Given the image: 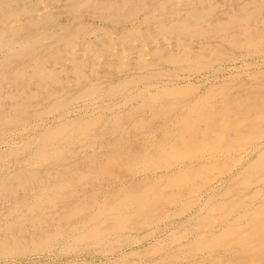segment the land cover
<instances>
[{
  "label": "rangeland",
  "instance_id": "rangeland-1",
  "mask_svg": "<svg viewBox=\"0 0 264 264\" xmlns=\"http://www.w3.org/2000/svg\"><path fill=\"white\" fill-rule=\"evenodd\" d=\"M263 27L264 0H0V121H12L0 122V245H19L0 251V264H264V244L238 245L240 231L264 232V172L226 173L229 156L204 147L236 134V156L264 142L242 140L241 116L222 123L216 111L233 98L252 99L249 113L263 109ZM93 121L71 140L55 133ZM184 121L193 123L186 141ZM44 128L56 138L35 155ZM151 157L163 166L146 167ZM34 177L48 184L41 206ZM123 195L169 201L145 214L127 203L131 217L113 230L106 204ZM95 226L101 239L89 237Z\"/></svg>",
  "mask_w": 264,
  "mask_h": 264
},
{
  "label": "bare ground",
  "instance_id": "bare-ground-1",
  "mask_svg": "<svg viewBox=\"0 0 264 264\" xmlns=\"http://www.w3.org/2000/svg\"><path fill=\"white\" fill-rule=\"evenodd\" d=\"M15 2V1H14ZM201 13V12H200ZM203 13V12H202ZM201 13V14H202ZM205 13V12H204ZM191 14V13H190ZM195 16V15H194ZM263 22V21H262ZM195 24V23H194ZM190 25V24H189ZM194 26V25H193ZM190 27V26H189ZM191 28V27H190ZM264 28V27H263ZM183 29H186V28H183ZM189 29V28H188ZM260 29V28H259ZM176 30V29H175ZM258 30V29H256ZM190 31V30H189ZM179 32V31H178ZM261 31H259L260 33ZM187 33V31H186ZM262 33V32H261ZM192 34V33H191ZM190 34V35H191ZM258 36V32L257 34L255 33V35L252 37L251 36V39L253 38V41L255 40V38ZM11 41V40H10ZM34 43V42H33ZM0 47H4V42L2 41V39H0ZM188 61V60H187ZM35 76V75H34ZM151 82V81H150ZM181 87V86H180ZM186 88V87H185ZM264 88V86H263ZM170 89V88H169ZM180 89V88H179ZM183 91H186L183 90ZM188 91V90H187ZM260 93V92H259ZM120 95V94H119ZM122 95V94H121ZM31 96L33 95H28V97L26 98H30ZM259 98L261 99V105L263 107V109H261V112L259 113H249V107L252 108V106H254L255 102L251 99L249 101H239L238 98H233L234 100H229L228 102H225L222 104L221 107L219 108H216V111L219 113V115H221V117L223 118L221 120V122L223 123V121L225 120V117L227 116V114H233V115H236V116H241L240 119H238L236 125H241L242 127H246L248 128V132L246 134L245 137H242L241 139L242 140H247V141H250V140H253L255 138H262L264 136V129H262L259 125V122L263 121L264 120V91H262V93L258 94ZM157 97V96H156ZM147 98V97H146ZM124 99V98H123ZM25 101V99L19 104H15L14 106L18 107L20 106L21 108L23 107V102ZM119 102V101H118ZM59 104V103H58ZM109 104V103H108ZM12 105H10L9 107L13 109ZM66 106V105H65ZM27 107V106H26ZM36 107V106H35ZM208 107H210L208 110H210V113L213 112L214 108H213V105L212 103L210 102L208 104ZM222 108H225V109H222ZM43 109V108H42ZM16 110V109H15ZM48 110L49 112H53L54 110H56V107L51 103L48 105ZM224 112V113H223ZM7 114V113H6ZM63 116V114H62ZM204 116H207V115H204ZM2 117H6V115H1L0 114V118ZM11 117V116H10ZM13 118V117H11ZM58 118V117H57ZM56 118V119H57ZM208 118V116L206 117V119ZM16 119H19L18 117H16ZM87 119V118H86ZM184 120V119H183ZM187 120V119H186ZM88 121V120H87ZM189 121V120H188ZM213 121V119H212ZM1 122V121H0ZM10 122L12 123L11 120L7 119L5 120L4 118V121L1 122L2 125L8 127L10 124ZM81 122V121H80ZM90 124L89 125H85V126H81L79 128H75V129H71V130H68L67 128L63 129V128H60L58 129L57 127V130H55L56 134H57V137L60 138V140H64L63 138H65V141L66 140H71L73 139L74 136V133L75 131H77V129L79 130V132L82 134L84 131L87 130L88 127H90V125H92L94 123L93 122H89ZM95 124V123H94ZM184 126H182V135H178L179 136V139H183L184 141H186V137H185V133L187 130H190V127L191 125H193V123L190 124V126H187L188 122L186 123L184 121ZM1 125V126H2ZM54 126V125H53ZM55 127V126H54ZM54 128V129H56ZM71 128V127H70ZM42 131V130H41ZM55 133L52 134L51 130H48L46 128H44V131H42L41 133H39L40 135H38L39 137L36 138V144L39 143V145L37 146L36 150H35V155H43L42 153L44 154H47L48 153V150L44 151L45 150V147H47V145L51 144V140H54V138H56L55 136ZM217 133V132H216ZM218 135V134H217ZM82 136V135H81ZM236 136V134H235ZM232 137V136H226L225 139L223 140V136L221 135H218V136H213V139L209 140L208 142H206V144L204 145V147L206 148L207 147V154H205L206 156H211V157H218V156H229V160H230V163L227 164V162H224L223 164L226 165L225 166V171H227L226 173H228L230 170H232L233 168L234 169H237L238 171H240V173H245V171H249V170H253V169H257V170H260L262 172H264V142H258L254 145H252V147L246 145L243 147V149L241 150L242 152L238 153L236 156L234 155V151L231 153V151L228 149V148H232V146H230V143H232L233 141H236L238 139H240V137ZM228 137V138H227ZM81 140V139H80ZM58 141V140H57ZM56 141V142H57ZM100 141V140H99ZM55 142V143H56ZM96 142V141H95ZM165 144L166 142H163V143H160L159 146L157 147L156 149V153L159 154V152H164L166 147H165ZM169 147L170 144H168ZM235 145V144H234ZM250 145V144H249ZM30 146V145H29ZM174 150H178L179 152L182 151L180 147H177V146H174ZM242 148V146L240 147ZM169 149V148H167ZM238 149V148H237ZM236 149V150H237ZM234 150V148H233ZM235 150V151H236ZM42 152V153H41ZM15 153V152H14ZM34 155V154H33ZM43 157V156H42ZM39 158V156L37 157ZM46 158V157H45ZM150 162H147V164L145 163V166L146 167H161L163 165H161L162 163H160V160L159 158H154V157H151L150 158ZM190 159V158H189ZM206 159V158H205ZM46 159H44L45 161ZM228 160V161H229ZM150 163V164H148ZM212 164V163H211ZM33 165V164H32ZM144 166V167H145ZM210 168V167H209ZM158 169V168H156ZM78 170V169H77ZM224 172V171H223ZM26 173V172H25ZM17 179L18 177L15 176ZM33 181H31L32 183L35 182L36 183H39L38 185V188H36L33 192L35 193L34 194V197H35V201L38 202L39 206H41L43 204L44 201H46L48 199V184H44V180L41 179L40 177H34L32 178ZM77 180V179H76ZM75 180V181H76ZM79 180V179H78ZM81 180V178H80ZM30 181V180H29ZM67 181V180H66ZM74 181V182H75ZM68 183V182H67ZM263 185H264V181H262ZM21 185H24L23 183H20ZM64 182L63 181H60V182H51V190L54 189V190H59L60 188H62L64 185ZM69 184V183H68ZM66 185V184H65ZM256 185V184H255ZM213 186V185H212ZM9 188V187H8ZM261 188V186H260ZM11 189V188H10ZM123 189V188H122ZM149 189V187H148ZM160 189V188H159ZM39 190V192H38ZM157 190V189H156ZM155 190V191H156ZM154 191V192H155ZM14 192V190H11V193ZM33 192H30V193H27L31 196V194ZM54 192V191H53ZM151 192V191H150ZM157 192V191H156ZM153 193V192H152ZM158 193V192H157ZM23 194H26V193H23ZM55 195V194H54ZM33 197V196H32ZM117 197V198H116ZM114 199H112L111 202L107 203L106 205V211L110 210V215L111 213H114L115 215L117 214V219L115 221V223L112 225V227H110V229L112 228L113 230H116V229H122L124 227V222L126 220H128L130 217H131V213L127 212V203H131L132 204V201H138V205L141 207V211L142 214H145L147 212V210L149 209V207H153L155 208L156 205L160 204L159 202V199L157 200H154L152 201V203H150V200L149 199H142L140 198L139 196L137 195H133V196H130V195H123V196H116ZM169 197V196H168ZM32 200V199H31ZM169 201L168 198H165L163 199L162 201L164 202H161L163 204L166 203V201ZM234 200V199H233ZM24 201V198H20V199H16L15 202H18V203H22ZM52 201V200H51ZM202 201V200H201ZM194 202V201H193ZM261 202V200H260ZM259 203V202H258ZM60 204V203H59ZM85 202L84 203H80L78 205H67L65 206L63 209H60L61 211L59 212V210L55 213V218L56 219H67L69 217H71L73 214H77L82 208H85ZM161 206V204H160ZM186 207V206H184ZM153 208V209H154ZM188 208V207H187ZM202 208V207H201ZM204 209V208H203ZM227 210V209H226ZM261 207H259L258 209L255 210V213L258 215L259 213H261ZM153 210H151L152 212ZM123 212V213H122ZM203 212V211H202ZM169 213V212H168ZM197 213V212H196ZM108 214V213H107ZM217 214V213H216ZM250 215V214H249ZM254 215V214H253ZM97 216V215H96ZM166 216V215H165ZM189 216V215H188ZM192 216V215H191ZM248 216V215H247ZM85 217V216H84ZM54 218V219H55ZM87 218V219H86ZM85 218V221H83L82 225L81 224H78L76 223L75 226H80V227H84L86 225V222H88L89 220H93L96 219L97 217H86ZM234 218V216H233ZM53 219V220H54ZM122 219H124L122 221ZM237 220V218H235ZM217 220V219H216ZM99 221V220H97ZM235 221V220H234ZM89 223V222H88ZM78 224V225H77ZM70 225V224H69ZM90 225V223L88 224ZM139 225V224H138ZM227 225V224H226ZM57 226V225H56ZM221 226V225H220ZM96 227V226H95ZM75 229H78L77 227H75ZM74 229V230H75ZM80 229V228H79ZM68 230V229H67ZM73 230V229H72ZM60 232V231H59ZM76 232V231H75ZM91 234H90V238L92 240L94 239H99L101 237L100 234H102V230H100V228H98V226L96 228H93L90 230ZM77 234V233H76ZM50 235V234H49ZM66 235V234H65ZM83 235V236H82ZM70 236V235H69ZM77 236V235H76ZM80 236V235H78ZM72 237V236H71ZM80 237H87L86 233L83 232L81 234ZM47 238V237H46ZM52 238V237H51ZM50 238L48 237V239H46L44 242L48 241ZM77 239V238H76ZM101 239V238H100ZM13 240V239H12ZM55 240V239H54ZM79 240V239H78ZM77 240V241H78ZM207 240V239H206ZM5 242V241H4ZM50 242V241H49ZM67 243V242H66ZM74 243V242H73ZM204 243V242H203ZM208 243V242H207ZM49 244V243H48ZM47 244V245H48ZM254 244L256 245H262L264 244V232L261 231L260 228L254 226L250 229V231L248 233L245 234V232H242L240 231V237H239V242H238V245L241 246V247H254ZM41 245V244H40ZM46 245V244H45ZM51 245V243H50ZM199 245L201 246V243H199ZM206 246V244H204ZM207 245H210L211 244H207ZM213 245V244H212ZM19 245L15 243V245L13 247H10V246H7V244L3 243L0 245V251L2 252H6V251H10V250H14L17 249ZM196 246V245H195ZM209 246V247H210ZM233 246V245H232ZM203 247V246H202ZM215 247V246H214ZM218 247V246H217ZM112 248V247H111ZM207 248V246H206ZM211 248V247H210ZM201 249V248H200ZM232 250V249H231ZM200 251V250H199ZM106 252V251H105ZM207 252V251H206ZM210 252V251H209ZM208 252V253H209ZM159 257V256H158ZM196 258V257H195ZM194 258V259H195ZM198 259V258H197ZM201 260V259H200ZM199 260V261H200ZM253 264H259L258 262H254Z\"/></svg>",
  "mask_w": 264,
  "mask_h": 264
}]
</instances>
